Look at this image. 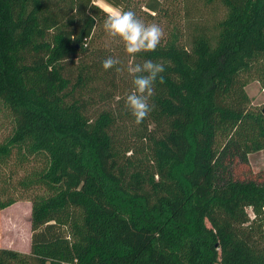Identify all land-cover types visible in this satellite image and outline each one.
I'll use <instances>...</instances> for the list:
<instances>
[{
    "label": "trees",
    "instance_id": "trees-1",
    "mask_svg": "<svg viewBox=\"0 0 264 264\" xmlns=\"http://www.w3.org/2000/svg\"><path fill=\"white\" fill-rule=\"evenodd\" d=\"M207 1L227 8L217 36L172 29L169 0H107L164 31L133 58L91 0H0V113L14 121L0 164L15 148L45 159L22 182L43 191L31 249L0 246V264H264V169L249 160L264 150V109L244 79L264 88V0ZM110 56L122 72L103 69ZM146 60L164 81L136 125L127 68ZM8 195L0 184V211Z\"/></svg>",
    "mask_w": 264,
    "mask_h": 264
},
{
    "label": "rangeland",
    "instance_id": "rangeland-1",
    "mask_svg": "<svg viewBox=\"0 0 264 264\" xmlns=\"http://www.w3.org/2000/svg\"><path fill=\"white\" fill-rule=\"evenodd\" d=\"M169 1L172 3V7L179 13L178 18H176L178 23L177 25L173 24L171 26L172 29L175 26H180V28L183 26L186 36L201 30H205L213 36L218 35V24L227 14V8L221 2H208L207 0ZM117 42L118 44H122V41L119 39ZM112 44L115 43H112L110 40L104 43L106 48L108 45L111 47ZM255 76L254 72L244 75V79H246V91L252 107L255 109H264V88L262 83ZM107 107L108 105L103 108ZM103 108H101V110ZM93 110L92 112H94ZM13 128V116L6 106H2L0 113V144L5 141L8 136L10 137ZM132 133H134L133 129H128L125 135L128 138L133 136ZM26 152L27 149L25 148L20 150L22 155H25ZM21 154H19L17 148H15L7 163L0 164V184L2 185L5 183V185L9 187V195L6 196V198L14 199L13 202L0 211V237H3L4 241L6 239L9 240V226L10 224L12 225L13 221V223L18 224L19 231L21 232V234H19V240L24 242L27 233V223L30 222L32 211L30 198L33 194L43 192L40 188L27 190L22 182L35 176L36 172L44 167V157L34 156L22 158ZM249 160L254 170L264 169V150L251 153L249 155ZM248 210L251 214V218H254L255 214L252 209L249 208Z\"/></svg>",
    "mask_w": 264,
    "mask_h": 264
},
{
    "label": "clouds",
    "instance_id": "clouds-1",
    "mask_svg": "<svg viewBox=\"0 0 264 264\" xmlns=\"http://www.w3.org/2000/svg\"><path fill=\"white\" fill-rule=\"evenodd\" d=\"M91 7H96L105 14L103 30L111 38H118L123 42L125 52L129 57H135L142 52L155 51L160 44L164 31L157 23H145L135 11L123 10L107 0H91ZM119 59L107 57L102 62L105 71L115 68L117 72L123 70L117 65ZM165 66L161 63L146 60L142 64H134L127 68L132 78V90L125 97V105L134 117V123L140 125L152 111L150 99L155 94V85L159 80L163 83L161 75Z\"/></svg>",
    "mask_w": 264,
    "mask_h": 264
},
{
    "label": "crops",
    "instance_id": "crops-1",
    "mask_svg": "<svg viewBox=\"0 0 264 264\" xmlns=\"http://www.w3.org/2000/svg\"><path fill=\"white\" fill-rule=\"evenodd\" d=\"M27 224H28L27 233L25 235L24 242L19 240L20 239L19 234H21V232L19 231L18 224L13 223L12 221V225L10 224L9 226V240L6 239L4 241L3 237H0V246L12 248V249L19 250L22 252H29L31 249V234L32 233H31L30 222H28ZM65 264H74V263H65Z\"/></svg>",
    "mask_w": 264,
    "mask_h": 264
}]
</instances>
